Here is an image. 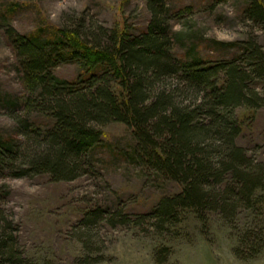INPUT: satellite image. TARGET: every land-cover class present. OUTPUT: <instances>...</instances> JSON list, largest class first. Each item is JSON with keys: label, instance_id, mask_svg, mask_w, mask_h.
Masks as SVG:
<instances>
[{"label": "trees", "instance_id": "obj_1", "mask_svg": "<svg viewBox=\"0 0 264 264\" xmlns=\"http://www.w3.org/2000/svg\"><path fill=\"white\" fill-rule=\"evenodd\" d=\"M145 2L151 18L140 33L84 18L50 34L24 35L9 25L26 95L8 105L22 138H0V172L47 175L53 182L95 175L103 127L123 123L134 139L127 161L148 181L175 182L181 190L134 221L122 209L95 208L82 219L87 237L104 213L113 226L133 222L162 233L186 210L205 224L215 213L232 226L248 212L252 220L238 228L234 252L254 259L264 252V162L238 144L237 108L264 107V46L251 37L240 41L234 59L178 58L168 0ZM246 4V21L264 34V0ZM5 20L0 11V24ZM68 63L80 69L75 80L55 74ZM0 264H31L2 214Z\"/></svg>", "mask_w": 264, "mask_h": 264}, {"label": "rangeland", "instance_id": "obj_2", "mask_svg": "<svg viewBox=\"0 0 264 264\" xmlns=\"http://www.w3.org/2000/svg\"><path fill=\"white\" fill-rule=\"evenodd\" d=\"M168 3L177 37L173 53L178 58L199 56L211 63L234 59L240 41L251 37L264 46L262 30L244 17L246 0ZM0 11L6 17L0 24V138L4 140L22 138L8 105L26 95L19 59L6 31L9 25L24 35L50 34L70 19L84 18L88 24L140 33L151 18L145 0H0ZM54 71L67 80H75L80 73L74 63ZM237 115L242 123L238 144L264 162V107H239ZM103 132V144L96 149L95 175L53 182L47 175L17 177L0 172V214L10 223L19 252L31 264H264V252L250 260L234 252L238 228L252 220L248 212L232 226L215 213L205 224L186 210L180 223L162 233L133 222L113 226L104 213L89 239L82 219L95 208L111 212L119 208L134 221L162 197L181 190L175 182L148 181L127 161L124 153L134 139L125 124L109 123Z\"/></svg>", "mask_w": 264, "mask_h": 264}]
</instances>
